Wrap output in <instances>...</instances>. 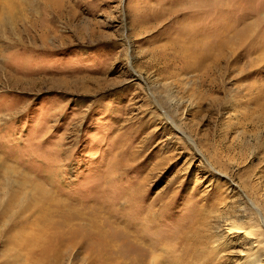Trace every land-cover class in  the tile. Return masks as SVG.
<instances>
[{
  "label": "rangeland",
  "instance_id": "1",
  "mask_svg": "<svg viewBox=\"0 0 264 264\" xmlns=\"http://www.w3.org/2000/svg\"><path fill=\"white\" fill-rule=\"evenodd\" d=\"M263 44L264 0H0V264L95 235L175 264L198 217L200 262L264 264Z\"/></svg>",
  "mask_w": 264,
  "mask_h": 264
},
{
  "label": "bare ground",
  "instance_id": "2",
  "mask_svg": "<svg viewBox=\"0 0 264 264\" xmlns=\"http://www.w3.org/2000/svg\"><path fill=\"white\" fill-rule=\"evenodd\" d=\"M31 11L35 12L36 10H31ZM255 25H257V24H253L251 27L247 26V27H249V28H247V30L249 32V29H250V32H249V35L245 39L243 37H240V38L238 37L237 41L231 40L227 44V46H240L244 42V40L247 41L250 37V34H253V31L255 30ZM262 46H264V44ZM41 220L43 222L46 220V214L44 215L43 219H41ZM205 222H206V218L201 219L200 217H198V218L192 220L190 225L188 224L189 226L186 229L180 230V235L183 237L182 242H181L182 251H180L179 256H176L177 259L174 261L175 264H199V263H202V262H200L201 260H203V261L210 260V259L212 260V258L210 257V255L208 254L207 251L209 249H213V251H215L216 249H218V247H220V244L217 246L213 245L216 242V240H218V238H217V236L216 237H210L208 234H206V232L203 229ZM72 223L70 222V220L69 221L67 220V224L72 225ZM42 224H44V223H42ZM39 227H40V225L38 226V228ZM41 228H42V226H41ZM235 228H236V226H234V225L227 226L224 231L228 236H231V235H234V233H236L237 229H235ZM241 228H242V226H241ZM243 229L244 228H242V230ZM244 231H245V229H244ZM246 231L244 232L245 234H247V235L251 234V233H248L249 230H248V232H246ZM40 234H43V233H40ZM17 235L23 236L26 240L27 239L33 240L32 237L29 236L28 233H26L24 231L19 232ZM150 235L154 236L153 233L152 234L150 233ZM39 236H41V235H39ZM148 236H149V234H148ZM146 237H144L145 240H137L136 238H132V237L131 238H119V239H117L115 237L110 238V237H105V236L96 237V235H95V237H84L81 240H79V239L74 238L72 236L70 238H73V239H65L62 241L58 240L57 237H54L51 239L48 238L49 242H47V245H45L44 251L42 250V254L41 253L40 254L42 255L41 257L43 258L42 260L44 263H46L47 261H52L56 264H60L63 256L66 253L73 250L75 247L83 246L84 249H88V251H89V257L91 256V264H126L127 260L129 258H131V256H133L136 252H139V254L137 255L140 257V261H139L140 263L139 264H147L149 259L151 260L150 261L151 264H157V262H156V259H157L156 251L159 247V245H158L159 243L155 240L148 239L149 237L148 238H146ZM38 238L39 237H37L36 239H38ZM26 240L22 243L25 246H26ZM35 242L36 241H33V243H35ZM139 242H141L142 244H139ZM43 243L44 242H42V244ZM142 245H143L144 249L140 248ZM33 247H35V245H33ZM253 248H256L254 246V244H253ZM255 254L256 253L254 251V255ZM38 255H39V253H38ZM151 257H152V259H151ZM252 257H253V255H252ZM254 257H253V260L255 259ZM38 260H39V258H38ZM42 260H40V261L42 262ZM202 264H204V263H202Z\"/></svg>",
  "mask_w": 264,
  "mask_h": 264
}]
</instances>
